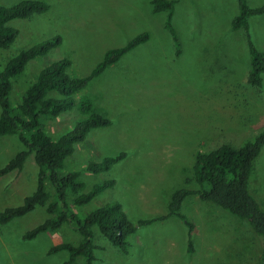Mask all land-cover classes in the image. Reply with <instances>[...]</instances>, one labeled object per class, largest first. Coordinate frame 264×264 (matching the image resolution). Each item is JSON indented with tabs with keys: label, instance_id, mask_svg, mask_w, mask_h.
<instances>
[{
	"label": "rangeland",
	"instance_id": "obj_1",
	"mask_svg": "<svg viewBox=\"0 0 264 264\" xmlns=\"http://www.w3.org/2000/svg\"><path fill=\"white\" fill-rule=\"evenodd\" d=\"M26 0H0L13 6ZM49 4L44 14L17 18L9 25L19 34L0 49V70L18 54L46 39L60 35L62 43L47 55L28 63L14 80L13 105L21 102L26 88L39 72L64 57L70 58L73 76H87L110 49L126 45L149 32L150 38L126 53L94 78L78 96L88 97L97 112L112 124L92 130L76 144L60 176L82 170L125 152L110 169L85 171L83 192L114 180L84 205L70 203L78 217L108 202H118L136 232L128 237L129 252L106 239L93 226L96 260L93 264H264L263 237L247 221L197 196L186 198L180 212L195 223L194 251H189L188 226L176 215L141 225L140 220L167 215L175 191L196 188L188 184L197 151L222 143L239 147L264 130V86L248 82L251 53L243 28L232 29L239 14L238 0H177L172 24L178 47L166 27L168 11H154L153 0H39ZM248 1V0H247ZM264 0H249L250 6ZM257 48H262L254 37ZM264 76V75H263ZM264 85V84H263ZM85 115L77 109L47 122L48 132L59 137L72 130ZM24 145L17 135L0 139V168ZM39 167L34 153L20 171L0 178V211L24 202L37 187ZM250 189L264 209V145L254 161ZM50 201L56 187L47 185ZM52 216L47 206L0 225V264H65L67 250L50 254L60 242L78 244L82 235L70 223L25 239L26 231ZM78 257L71 264H82Z\"/></svg>",
	"mask_w": 264,
	"mask_h": 264
},
{
	"label": "trees",
	"instance_id": "obj_2",
	"mask_svg": "<svg viewBox=\"0 0 264 264\" xmlns=\"http://www.w3.org/2000/svg\"><path fill=\"white\" fill-rule=\"evenodd\" d=\"M176 2L177 0H153L155 12L168 11L166 27L180 52V42L172 24ZM238 3L240 11L232 21V29L243 28L246 32L251 53L248 82L261 88L264 84V52L257 48L252 40L249 18L263 14L264 3L256 7L250 6L247 0H238ZM48 10L49 4L39 0H26L13 6L0 4V49L10 47L19 34L16 28L9 25L11 20L29 19ZM149 38V32H142L126 45L108 50L87 76L78 77L71 74L70 58L64 57L53 62L39 72L36 80L26 88L21 102L17 105H13L10 98L14 80L23 74L30 61L47 55L60 46L62 37L56 35L20 51L0 70V139L5 135H17L24 145L21 151L0 168V178L10 172L22 170L26 159L33 153L39 167L35 191L25 196L22 204L0 211V225L28 214L37 206H47L52 216L26 231L23 238L33 239L43 232L56 230L70 223L82 235L81 241L78 244L60 242L48 250L50 254L67 250L70 258L65 264H71L81 256L85 259L82 264H93L96 260L92 229L94 225H98L102 235L118 246L123 253L129 252L128 237L135 233L137 228L123 211L120 203L108 202L90 212L83 221L70 203L72 197L76 205L87 204L106 188L113 186L115 181L108 180L94 185L88 192H83L86 183L82 181L81 175L85 171L98 173L108 170L123 159L126 153L121 152L117 156L107 157L102 162H90L82 170L72 171L64 176H60L58 170L64 167L66 159L74 153L76 144L83 142L93 129L112 124L108 117L95 110L88 97H80L78 93L88 87L90 82L109 66ZM74 109L85 115V118L78 121L72 130L64 132L59 137L51 135L47 130V122ZM263 145L264 130L253 141L245 142L239 147L222 143L209 151H197L192 166V177L186 179L188 184L195 183L197 187L175 191L167 215L140 220L139 224L144 225L164 219L168 215H176L188 226V250L194 251L193 236L196 225L180 210L186 198L197 196L200 200L213 203L239 219L247 221L254 231L263 237L261 258L264 261V209L253 195L249 183L254 161ZM49 183L56 187L52 201L47 191Z\"/></svg>",
	"mask_w": 264,
	"mask_h": 264
},
{
	"label": "crops",
	"instance_id": "obj_3",
	"mask_svg": "<svg viewBox=\"0 0 264 264\" xmlns=\"http://www.w3.org/2000/svg\"><path fill=\"white\" fill-rule=\"evenodd\" d=\"M254 7H256V6H254ZM249 26H250V34H251L252 40L254 41V37L256 36L259 40V43L261 44V47H262L259 49L264 52V13L260 14V15L251 16L249 18ZM263 79H264V76H263Z\"/></svg>",
	"mask_w": 264,
	"mask_h": 264
}]
</instances>
